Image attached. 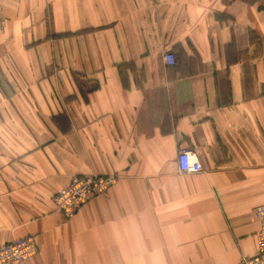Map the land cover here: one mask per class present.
Listing matches in <instances>:
<instances>
[{"label": "crops", "instance_id": "0c3cea01", "mask_svg": "<svg viewBox=\"0 0 264 264\" xmlns=\"http://www.w3.org/2000/svg\"><path fill=\"white\" fill-rule=\"evenodd\" d=\"M0 3V245L35 236L26 264L255 255L264 0ZM74 176L116 183L66 220L53 197Z\"/></svg>", "mask_w": 264, "mask_h": 264}, {"label": "built area", "instance_id": "2783aa9c", "mask_svg": "<svg viewBox=\"0 0 264 264\" xmlns=\"http://www.w3.org/2000/svg\"><path fill=\"white\" fill-rule=\"evenodd\" d=\"M0 3V34L4 27ZM166 66L176 64L174 54L166 52L163 55ZM177 168L184 174H194L202 171L194 153L180 149L177 153ZM116 183V177L108 176H74L68 184L60 189L53 197L56 210L69 220L90 199L104 194ZM254 219L258 223L255 233L256 253L253 257L244 259L240 264H264V205L254 209ZM37 252V241L33 235H26L14 241L0 245V264H26L31 261Z\"/></svg>", "mask_w": 264, "mask_h": 264}]
</instances>
